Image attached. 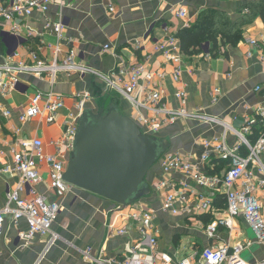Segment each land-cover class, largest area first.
Here are the masks:
<instances>
[{
	"label": "crops",
	"instance_id": "crops-1",
	"mask_svg": "<svg viewBox=\"0 0 264 264\" xmlns=\"http://www.w3.org/2000/svg\"><path fill=\"white\" fill-rule=\"evenodd\" d=\"M262 3L264 0H115V11L111 13L106 0H63V3L52 5L46 14H34L31 23L39 36L27 42L24 50L37 53L43 43L45 46H56L54 32L45 31L44 26L49 21L60 23L63 25L64 36L62 56L68 49L75 48L78 62L104 74L113 72L120 59L125 65L137 63L148 72H162L165 77L156 78L153 84L164 93L170 107L177 109L185 106L188 111L202 109L204 113L239 128L247 109L264 105V91H256L257 87L264 88V63L261 62V56L264 55V22L258 12L256 15L252 12L257 11L256 8ZM180 9L187 11L190 19L188 25L187 19L177 16ZM203 13L218 14L229 26H239L241 39L235 44L219 40L217 48L207 42L201 50L187 56L181 50L178 34L196 23ZM226 30L229 31V28ZM170 37L177 38L182 58L183 73L178 83L172 79L174 65L156 54L152 48L155 43ZM249 40L256 41L257 45H250ZM137 42L143 44V49H136ZM106 45L116 49L120 59L105 53ZM4 53L0 41V62L5 57ZM47 57L50 61V51ZM27 63H31V60H27ZM51 90L48 80L28 75L22 78L17 91L0 99V168L12 164L11 151L17 130L20 131L19 139L38 138L43 141L46 155L57 156L53 141L60 139L69 114L75 112L74 96L81 92L90 93L94 99L87 107L91 109H96V104L110 97V91L96 77H69L62 74L53 87L55 93L65 98V108L58 115L57 121L47 124L35 118L27 123L20 122L21 112L30 107L37 92L47 93ZM215 90L220 91L217 103L213 102ZM179 91L187 95L185 105L176 98ZM112 94L119 96L115 92ZM108 103L111 102L108 100ZM118 103L121 112L130 114L127 101L121 100ZM5 110L12 111V115L5 117ZM220 133L221 129L217 127L180 120L162 130L158 138L169 142L170 152L199 158L203 153L201 142ZM157 168L154 181L163 177L160 165ZM39 172L42 182L36 187L37 192L49 202L59 204L61 209L53 225V232L60 239L50 248H47L50 237L37 238L28 247H24L19 235L28 230L27 221L21 220L14 224L8 217L0 235V264H90L82 255V251L87 248L92 249V255L96 258L121 262L127 254L128 246L139 240V234L132 222L118 220L116 204L77 188L63 195L56 194L50 189L51 171L48 165L39 163ZM177 179L182 177L178 176ZM18 182L16 174L0 175V207L5 205L8 192L17 189ZM199 192L210 197L204 190ZM27 195L26 192L21 193L22 197ZM144 202L157 212L155 225L159 231V253L169 255L174 261L192 257L209 247L225 245L233 250L239 246L245 247L248 243H252V246L245 249L242 258L249 262L264 260V245L257 242L254 233L241 217L234 222L232 229L219 227L215 238L208 237L206 226L226 218L225 200L220 196H215V213L197 217L204 227L191 222L190 216L175 217L164 213L160 206V196L155 192ZM262 202L264 206V198ZM113 223H116L118 229L126 228L128 234L118 236L115 232L110 235L107 226ZM184 237L191 239L185 242Z\"/></svg>",
	"mask_w": 264,
	"mask_h": 264
},
{
	"label": "built area",
	"instance_id": "built-area-1",
	"mask_svg": "<svg viewBox=\"0 0 264 264\" xmlns=\"http://www.w3.org/2000/svg\"><path fill=\"white\" fill-rule=\"evenodd\" d=\"M108 11H115V0H106ZM63 0H7L0 1V41L5 49V57L0 62V99L7 98L17 91L22 78L33 75L40 80H48L52 90L47 93L37 92L30 107L21 112L20 122L27 123L38 118L47 124L57 121L58 115L65 108L64 96L55 93L60 75L92 76L98 78L107 91L115 92L129 102L133 110V120L140 126L144 135L158 138L159 133L178 123L180 120L193 121L221 129V133L211 139L201 142L203 153L199 158L179 152H165L158 164L163 177L153 182L151 192L160 196L161 210L171 216H190L191 222L201 227L204 224L198 216L215 213V196L225 200L226 218L215 220L206 226L209 238H215L219 227L232 229L234 222L241 217L254 233L257 242L264 245V105L259 104L247 109L243 116L241 127L236 128L225 121L210 116L202 109L188 111L185 106L173 108L166 102L164 93L156 88L154 80L164 78L165 74L148 72L143 65H125L116 49L106 45L104 52L120 59L116 69L104 74L77 61L78 53L70 48L62 56L64 36L63 25L46 22L45 31L52 30L57 39V45H47L39 48L37 53L25 52V45L39 36L32 26L31 19L36 12L46 14L50 7ZM180 19L190 22L188 13L180 9L177 13ZM256 46L254 40L248 41ZM137 50L143 49V44H135ZM156 54H160L168 63L174 65L172 79L175 83L181 81L183 66L177 38L153 45ZM51 52L48 61L47 52ZM46 56L43 57L42 54ZM26 57V58H25ZM31 60V63H27ZM264 63V55L261 56ZM257 92L264 88L257 87ZM219 90L214 91L213 102L217 103ZM177 100L185 105L187 95L184 91L176 94ZM75 112L70 113L62 136L53 145L58 155H46L43 141L34 139H19L20 131L15 132L16 141L12 148V164L0 168V175L13 173L19 178L17 189L8 192L6 203L0 207V235L3 232L6 219L10 217L14 224L26 220L28 230L19 237L28 247L37 238L50 237L47 248L56 243L60 237L53 232V225L60 214V206L49 202L39 194L36 187L42 182L39 163H46L51 171L50 189L59 195L66 194L73 186L64 180L69 157L73 151L75 136L78 129V119L92 101L88 92L74 96ZM250 111V113L248 112ZM12 111L5 110L4 116L10 117ZM182 179H177V177ZM204 190L210 194L204 196L199 192ZM27 193L22 197L21 193ZM118 220L130 221L135 225L139 240L128 246L127 254L121 262L104 261L92 255V249L82 251L84 260L90 264H264L249 262L242 258L245 247L230 249L228 246L205 248L192 257H183L174 261L172 257L158 251L159 231L156 228V209L139 200L128 207L115 206ZM110 235L116 232L118 236L128 234L126 228H117L116 223L107 226Z\"/></svg>",
	"mask_w": 264,
	"mask_h": 264
},
{
	"label": "water",
	"instance_id": "water-1",
	"mask_svg": "<svg viewBox=\"0 0 264 264\" xmlns=\"http://www.w3.org/2000/svg\"><path fill=\"white\" fill-rule=\"evenodd\" d=\"M106 101L86 108L78 119L64 180L74 188L128 207L150 195L148 175L170 148L144 135L140 126Z\"/></svg>",
	"mask_w": 264,
	"mask_h": 264
},
{
	"label": "trees",
	"instance_id": "trees-1",
	"mask_svg": "<svg viewBox=\"0 0 264 264\" xmlns=\"http://www.w3.org/2000/svg\"><path fill=\"white\" fill-rule=\"evenodd\" d=\"M249 7L252 8L253 6ZM256 10L257 11L253 10L252 12H254V15L258 12L264 22V3L259 5ZM202 15L201 18L196 23L192 24L190 28L183 29L178 34L181 50L187 56L193 55L198 52V50H201L203 44L207 42L213 43L214 47L217 48L219 40L222 43L224 41L235 44L241 39L239 26L238 28L235 26H229L228 22L222 20V17L218 14L212 15L211 13H203ZM222 26L225 27L224 30H222ZM226 28H229V31H227Z\"/></svg>",
	"mask_w": 264,
	"mask_h": 264
},
{
	"label": "rangeland",
	"instance_id": "rangeland-1",
	"mask_svg": "<svg viewBox=\"0 0 264 264\" xmlns=\"http://www.w3.org/2000/svg\"><path fill=\"white\" fill-rule=\"evenodd\" d=\"M113 93V92H112ZM112 93H110L109 92V94H110V99L108 98H106V105H105V107H106V110L108 109V100L111 102V103H115L116 105H118V107H119V101H121V100H124V101H126L124 98H122L120 95L119 96H113V94ZM111 96L112 97H114V98H111ZM108 97V96H107ZM91 99H94L93 98V96L91 97ZM128 103V105H129V102H127ZM130 106V105H129ZM120 109V108H119ZM130 109H131V112H130V114L128 113H123V112H121V110H120V112L123 114V115H125V116H128V117H130V118H132L133 119V110H132V108H131V106H130ZM159 166V164L157 163V165L155 166V167H153L152 169H151V171H150V173H149V175H148V178H147V181H148V183H149V185H150V190H151V186H152V184H153V182H154V179H155V175L157 174V171H158V167ZM151 191H150V195H151ZM149 195V196H150ZM149 196H147V197H149ZM147 197H145V198H143L142 200H145ZM188 237H184L183 238V241H185V242H189V240L191 239V238H189V239H187Z\"/></svg>",
	"mask_w": 264,
	"mask_h": 264
}]
</instances>
